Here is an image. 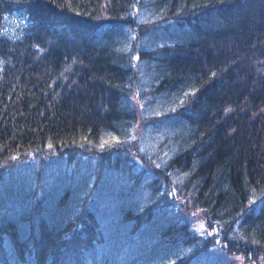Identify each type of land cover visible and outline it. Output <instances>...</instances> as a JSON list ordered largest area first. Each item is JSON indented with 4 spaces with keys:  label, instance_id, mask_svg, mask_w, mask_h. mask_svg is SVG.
<instances>
[{
    "label": "trees",
    "instance_id": "obj_1",
    "mask_svg": "<svg viewBox=\"0 0 264 264\" xmlns=\"http://www.w3.org/2000/svg\"><path fill=\"white\" fill-rule=\"evenodd\" d=\"M138 124L164 170L137 179L117 152L102 176L89 159L72 166L105 133L134 141ZM16 154L23 186L2 181ZM177 178L229 249L189 230L166 195ZM248 254L264 259V0H0V264Z\"/></svg>",
    "mask_w": 264,
    "mask_h": 264
},
{
    "label": "rangeland",
    "instance_id": "obj_2",
    "mask_svg": "<svg viewBox=\"0 0 264 264\" xmlns=\"http://www.w3.org/2000/svg\"><path fill=\"white\" fill-rule=\"evenodd\" d=\"M141 17H142L141 15H138L137 17L140 23L150 21L149 19L143 20ZM21 54H25V52L22 51ZM65 81H63V83ZM149 111H153V109L152 108L149 109L148 107L144 109L145 114H148ZM167 121H168V118H163L162 122H158L157 124L161 125L162 123L167 122ZM144 129H145V126L140 125V124L136 125L134 141L130 139L131 135H129V138L127 140H122V141L116 140L115 141L114 137L111 136L109 133H105L103 135L104 139H102V141L104 140L110 141L107 144L111 147H119V148L121 147V150H126V152L121 154L123 159L120 161V164L125 166L128 169L129 164L132 163V170L137 179H139L138 174L142 172L144 169H148L147 167L150 164L155 163L158 166H160L163 170H164V166L167 165V159H166L167 152L162 148L156 147L155 144L153 145L154 140L152 138H154V136L151 137V134H150L152 130L147 131V129L146 130ZM141 130L143 131L140 133ZM156 139L157 138H155V140ZM88 145L93 147L92 144H88ZM109 146L104 145L103 142H98L96 144V148L94 147V149H92L90 152L92 165L96 161L98 168H99V164L103 160L104 156L107 154L105 150L110 149ZM123 147L125 149H123ZM98 157L99 159L97 161ZM130 159H131V162H130ZM78 164L85 165V163H80V162H78L77 165ZM165 171L167 172L168 175L171 176V172H172L171 169H165ZM99 173H100V176H102V171L100 169H99ZM91 177L93 181L94 179L93 174H91ZM122 181L124 182L123 183L124 186H126L127 183H125L124 180ZM172 184L174 186V190L176 194L184 198L182 201L183 205L182 206L179 205L177 207L180 208L182 211H184L188 216H190L192 229L203 231L204 219H205L204 212L202 216V212H201L202 210L199 209L198 206L191 199L185 197L186 194H184L182 191L183 185L178 178L176 180H173ZM169 191L170 189L167 190V192ZM260 194L261 192L254 193L253 196H258ZM173 196H175V193L173 194ZM177 200H179V198H177ZM186 208H189L190 210H187ZM246 263L247 264H264V260L262 258L253 256L248 261H246ZM246 263L245 261H243L241 264H246Z\"/></svg>",
    "mask_w": 264,
    "mask_h": 264
}]
</instances>
